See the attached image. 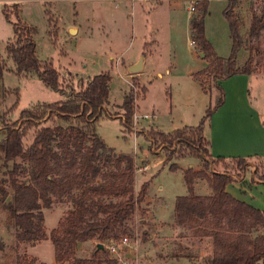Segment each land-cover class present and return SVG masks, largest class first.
I'll return each mask as SVG.
<instances>
[{
  "label": "rangeland",
  "instance_id": "1",
  "mask_svg": "<svg viewBox=\"0 0 264 264\" xmlns=\"http://www.w3.org/2000/svg\"><path fill=\"white\" fill-rule=\"evenodd\" d=\"M195 1L136 0L131 7L124 8L118 2L106 7L87 0H0V56L7 65L0 79V139L3 137L1 129L4 121L16 122L22 109L68 99L71 88L78 90L94 75L109 72V99L93 122V127L115 154L126 153L133 157L134 195L141 184L148 181L145 200L125 223L130 228L128 235L136 237L138 242L135 251L138 264H204V256L212 249L210 237L196 236L194 229L180 226L174 220L176 198L188 194L184 170L189 167L200 170L202 161L189 153L179 156L180 144L177 141L169 145L152 135L156 131L172 133L185 126L197 125L207 107L215 106L218 101L215 88L210 93H204L191 76L192 72L207 66L204 55L201 56L195 44L190 43L188 22ZM4 5L9 10L12 5H18L22 21L36 29L33 38L37 56L42 60H51L59 69L64 90L45 86L36 73H15L5 51L7 41L14 39L10 21H14L15 16L12 14L8 21L2 14ZM226 5L227 0H209V14L204 20L206 37L222 57L230 55L232 46L229 25L223 14ZM235 12L245 39L253 12L264 15V3L259 0L240 1ZM258 46L259 53L255 56L251 73L255 78L252 76L250 92L254 101L263 107L264 31ZM142 49L145 54L152 50L151 55H147L141 72L131 74L127 67L136 56H141ZM247 56V50L241 49L238 63L242 64ZM134 77L138 85L133 83ZM142 86L146 87L144 93L139 91ZM14 88H19L20 92L18 107L6 115L5 111L17 97L7 90ZM130 90L135 101L131 122L126 126L122 102ZM145 113L151 117H141ZM262 117L264 119V108ZM45 124L50 125L51 121ZM33 131L25 139L26 145L31 142ZM16 161L25 167L27 165L21 158ZM263 166V159H248L246 171L238 172L235 162L209 161L207 173L228 172L236 180L227 185L232 195L242 200L258 198L264 206V184L255 186L252 176L256 177V170H263ZM10 167L11 162L0 170V182L9 192ZM245 172L246 179H242L241 175ZM17 179L22 182L26 176L20 173ZM195 181L193 190L196 194L212 193L205 179L197 178ZM71 208L72 202L68 197L55 200L50 208H41L42 228L46 236L59 226ZM260 231L264 232V226ZM16 236L17 229L9 222L8 212L0 199V240L3 243L0 264H16L18 258L23 257L34 258L35 264H71L70 261L57 263L54 260L49 238L20 242ZM97 244L96 240L78 243L75 257L88 258ZM101 264L112 263L104 260ZM113 264H116L115 261Z\"/></svg>",
  "mask_w": 264,
  "mask_h": 264
},
{
  "label": "trees",
  "instance_id": "2",
  "mask_svg": "<svg viewBox=\"0 0 264 264\" xmlns=\"http://www.w3.org/2000/svg\"><path fill=\"white\" fill-rule=\"evenodd\" d=\"M236 4L237 1L229 0L223 10L232 42L228 57L219 56L206 37L204 20L209 14V0L195 1L189 18L190 39L207 60V66L192 72L191 76L204 93H210L212 88L219 92L216 105L207 107L195 126H185L172 133H152L162 143L171 145L177 141L179 156L189 153L202 161L200 170L191 167L184 170L188 194L176 198L174 220L180 226L194 229L196 236L211 238L212 249L204 256V264H264V232L260 231L264 226V209L237 199L226 190L229 183L236 181L228 172L207 173L209 161L223 163L229 160L235 162L238 172H242L246 171L248 160L240 156L213 157L210 142L203 135L205 123L224 99L219 82L234 74H251L255 56L259 53L258 40L264 31V15L253 12L244 39L235 12ZM2 14L8 21L12 14L15 16V20L10 21L14 39L7 41L5 46L15 73H36L45 86L64 90L59 69L51 60L37 56L33 38L36 29L22 21L18 5H12L11 10L4 5ZM241 49L247 50L248 56L239 64L237 57ZM6 69V62L0 56V79ZM110 80L107 71L96 74L78 90L71 88L68 99L22 109L16 122L5 120L1 129L0 170L11 162L8 169L11 192L0 182V199L8 212L9 222L16 227L20 242L49 238L57 263L101 264L106 260L113 264L104 247H95L88 258L75 257V247L88 240L104 244L105 240L130 234L125 223L147 195L148 181H144L134 195L133 157L126 153L115 154L93 127L108 102ZM132 80L138 85L136 77ZM145 90L142 86L139 91L144 93ZM7 91L17 97L5 111L6 115L17 109L20 93L19 88ZM134 101L135 96L130 90L122 102L126 126L131 122ZM49 120L51 124H45ZM31 130H34L33 137L26 145L25 139ZM17 158H21L26 167L18 163ZM20 173L26 176L25 181L17 179ZM255 175L258 181L264 182V166L263 170H256ZM197 178L208 182L211 194L194 192ZM9 195L10 200L5 202ZM64 197L72 202V208L59 226L46 236L41 208H50L55 200ZM16 264H35V259L18 258Z\"/></svg>",
  "mask_w": 264,
  "mask_h": 264
},
{
  "label": "crops",
  "instance_id": "3",
  "mask_svg": "<svg viewBox=\"0 0 264 264\" xmlns=\"http://www.w3.org/2000/svg\"><path fill=\"white\" fill-rule=\"evenodd\" d=\"M50 1L56 2L57 0ZM87 1L99 2L101 3V5L106 7H110L111 5L109 4H111L112 2H118L124 5V8H127L135 4L136 0ZM69 29L72 28L70 27ZM190 43H192V41ZM145 44L146 43L143 44V47H145ZM143 52L144 51L142 49L141 55H144L145 57V65L147 55L149 53V55H151L152 50L147 54H144ZM137 60L138 58L136 56L135 60L132 61V63H130L129 65L135 63ZM253 75L254 74H234L220 81L221 87H223L224 91L223 102L213 112L209 123L205 124L203 130L204 137L210 142L209 150L213 157L224 156L226 158H229L240 156L248 159L258 158L264 160V119L262 117V109L264 108V106L261 107V103H259L258 105L256 101H254V98H252L251 96L250 85ZM194 170H199V168ZM246 175V172L243 173L241 175V178L246 179ZM252 176L256 183L254 184L255 186L260 183L264 184V182L258 181L253 174ZM194 183H196V181H194ZM198 195H208V192ZM232 196L239 199L236 195ZM244 200L254 207L264 209V206L259 202L258 198H253L252 200Z\"/></svg>",
  "mask_w": 264,
  "mask_h": 264
},
{
  "label": "built area",
  "instance_id": "4",
  "mask_svg": "<svg viewBox=\"0 0 264 264\" xmlns=\"http://www.w3.org/2000/svg\"><path fill=\"white\" fill-rule=\"evenodd\" d=\"M229 1V0H227ZM232 1H250V0H232ZM264 1V0H259ZM140 116V115H139ZM138 116V118H139ZM141 117L150 118L149 114H142ZM137 118V116H135ZM103 247L116 264H138L137 251L138 242L136 237L130 235H122L119 238H111L107 240Z\"/></svg>",
  "mask_w": 264,
  "mask_h": 264
},
{
  "label": "water",
  "instance_id": "5",
  "mask_svg": "<svg viewBox=\"0 0 264 264\" xmlns=\"http://www.w3.org/2000/svg\"><path fill=\"white\" fill-rule=\"evenodd\" d=\"M200 55L203 56L204 55L203 52H201ZM144 59H145L144 55H141L135 63H133L127 67L128 72L131 74H137V73L141 72L143 69V65H144ZM97 248L102 249L103 244L98 243Z\"/></svg>",
  "mask_w": 264,
  "mask_h": 264
}]
</instances>
